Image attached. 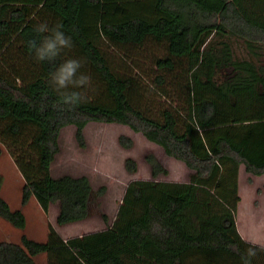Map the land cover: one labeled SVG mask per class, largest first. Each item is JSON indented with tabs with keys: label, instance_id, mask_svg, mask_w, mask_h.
<instances>
[{
	"label": "trees",
	"instance_id": "trees-1",
	"mask_svg": "<svg viewBox=\"0 0 264 264\" xmlns=\"http://www.w3.org/2000/svg\"><path fill=\"white\" fill-rule=\"evenodd\" d=\"M40 24L71 38L53 61L29 48L50 34ZM67 59L89 83L57 91L50 74ZM73 92L82 99L70 106ZM90 120L141 133L184 162L187 180L157 178L167 169L147 151L150 178L127 181L109 221L103 185L50 172L59 129L72 124L82 146ZM0 145L22 178L21 204L56 203L59 225L95 214L104 223L0 240V264H37L39 253L45 264H243L249 249L250 264H264V246L243 239L234 218L239 165L264 173V0H0ZM123 167L136 162L126 156ZM0 217L25 224L1 196Z\"/></svg>",
	"mask_w": 264,
	"mask_h": 264
},
{
	"label": "rangeland",
	"instance_id": "rangeland-1",
	"mask_svg": "<svg viewBox=\"0 0 264 264\" xmlns=\"http://www.w3.org/2000/svg\"><path fill=\"white\" fill-rule=\"evenodd\" d=\"M82 134L84 144L81 146L74 138L72 124H66L59 129L58 150L50 163V172L52 175L62 172L85 174L93 188L103 185L104 191L99 203L108 220L115 213L127 181L150 176L144 159L147 151L152 152L167 169L166 174H159L157 178L187 180L190 170L182 160L165 154L158 144L131 130L125 124L90 120L83 126ZM120 134L131 139L130 146H123L118 142ZM126 156L135 160V171L127 172L123 167V158ZM0 178V196L10 208H20L25 218L23 228H17L0 217V240L18 242L21 233L35 240H44L48 224L63 238L99 229L104 225L96 214L81 221L59 225L54 220L56 203L51 202L46 212L42 211L33 196H29L21 204L22 178L1 145ZM238 181L240 203L234 214L237 230L242 238L244 235L245 238L264 246V173L254 175L239 165ZM34 260L37 264H45V255L39 253L34 256Z\"/></svg>",
	"mask_w": 264,
	"mask_h": 264
},
{
	"label": "clouds",
	"instance_id": "clouds-1",
	"mask_svg": "<svg viewBox=\"0 0 264 264\" xmlns=\"http://www.w3.org/2000/svg\"><path fill=\"white\" fill-rule=\"evenodd\" d=\"M36 31L38 33H50L49 35H45L39 44L35 40L29 41V48L34 51L37 60L53 61L63 49L71 48L72 46L71 38L60 30V25L49 29L46 24H40L37 26ZM80 67L81 62L77 59L65 60L50 74V84L57 91L65 89L69 85L73 87L86 85L89 83V77L83 74L77 76ZM81 99L80 94L76 92L70 95H63L64 102L70 106L79 103ZM255 255V250L249 249L247 257L243 259V264H250V258Z\"/></svg>",
	"mask_w": 264,
	"mask_h": 264
},
{
	"label": "crops",
	"instance_id": "crops-1",
	"mask_svg": "<svg viewBox=\"0 0 264 264\" xmlns=\"http://www.w3.org/2000/svg\"><path fill=\"white\" fill-rule=\"evenodd\" d=\"M261 174H263V173H261ZM261 174H260V175H261ZM143 178H146V177H143ZM147 178H150V176H148ZM163 180H166V179H163ZM173 181H175V180H173ZM182 181H183V180H182ZM238 186H239V181H238ZM238 194H239V193H238ZM239 203H240V197H239V200H238L237 203H236V207H237V205H238ZM236 207H235V208H236ZM112 218H113V216H112ZM112 218H111V219H112ZM234 218H235V217H234ZM111 219H110V220H111ZM82 220H83V219H82ZM110 220H109V221H110ZM78 221H81V220H78ZM73 222H76V221H73ZM236 223H237V222H236V219H235V225L237 226ZM103 226H104V225H103ZM103 226H102V227H103ZM102 227H101V228H102ZM236 228H237V227H236ZM237 231H238V230H237ZM80 234H81V233H80ZM242 236H243V238H245L244 235H242ZM245 239L248 240L249 242L255 243L254 240H250V239H248V238H245ZM256 243H258V242H256Z\"/></svg>",
	"mask_w": 264,
	"mask_h": 264
}]
</instances>
